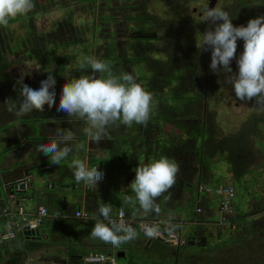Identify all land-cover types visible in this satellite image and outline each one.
Returning a JSON list of instances; mask_svg holds the SVG:
<instances>
[{"label": "trees", "instance_id": "trees-1", "mask_svg": "<svg viewBox=\"0 0 264 264\" xmlns=\"http://www.w3.org/2000/svg\"><path fill=\"white\" fill-rule=\"evenodd\" d=\"M97 1L81 0L80 2H94L95 5ZM130 1L136 3L130 4ZM151 1L103 0L109 5L118 3L114 10H119V13L116 12L115 16L107 17L100 15V20L107 22L108 25L111 22L119 23L116 17L119 15L122 16L120 24L131 25L130 30L135 25L134 29L141 27L146 31L157 33V36L139 38L132 30L130 41L133 43L127 47L117 43L120 41L114 37L115 28L111 26L109 35L113 38L109 40L110 37H106V44L101 46L106 50H100L101 47H99L96 52V54L106 53L101 55L100 60H103L104 65L107 66V70L98 75L100 83L97 92L101 94L106 88H110L105 98L109 101L115 94L118 96L114 100L115 103H111L113 108H109V112L115 115L120 124L127 128L126 130L135 129L131 131H135L139 141L144 144L146 148L144 153L149 160L152 159L151 155H155V163L151 166L149 161V165L153 171L152 174L158 177L160 184H165V189L171 182L173 188L177 190L183 184L187 188L194 189L193 201L202 199L198 205L202 209L204 206L216 208L214 202L209 199L210 195L206 189L210 188L211 193L215 194L222 186L231 185L235 190L232 209L227 214V219L222 220L220 213L217 216H211L212 218L211 214L207 216L203 212L198 213L196 206L194 218L190 221L200 231L187 238V242L181 246H173L166 242L176 250L166 255L162 264H190L192 259L190 257H197L198 254L193 256L184 254L181 257L179 250L182 247L189 249L188 247L191 246H199L192 245L190 241L204 232L203 226L209 225L216 226L219 238L227 239L224 245L216 250L217 252L221 253L222 249L226 251L229 245H233L232 248L227 249L234 248L241 253H249L248 235L252 232L257 233L253 222L257 216L264 215V180L261 181L250 175L253 173L251 167L256 165L258 156L264 158V0H232L222 18V30L204 33L206 35H202L199 45H185L183 37L186 22L182 18H163L153 14L147 8ZM158 1L168 8L177 5L187 6L201 0ZM101 9L104 10V7L101 6ZM69 24H62L59 32L68 35ZM67 25V31L64 32ZM98 26L102 29L100 25ZM94 29H97V24L94 25ZM82 33L84 32L76 31L69 35H75L78 40L77 34L82 35ZM51 38L54 39L55 46L63 44L61 35L55 38L51 36ZM124 49L129 51L130 55ZM132 53L134 56L131 57ZM208 60L228 62L230 70L236 74L234 94L246 98L258 107V110L248 117L245 125H242V131L236 135L219 137L218 123L214 118L216 115L214 102L217 101L220 104L223 101L222 85L218 82V75L209 72ZM134 69L138 70L137 76L133 74ZM80 77V74H77V85L82 82ZM102 83L105 85L100 88ZM126 85L130 86L131 92L128 99L132 98V102L137 104V108L129 112V109L124 107L123 100H126V97L121 93L126 91ZM72 90L76 93V89ZM148 96L153 98L152 110L147 108ZM153 112L159 114L155 115ZM130 118L132 120L129 124ZM156 130H159L162 136L157 137L156 142H152L150 138ZM162 143H166L163 144L164 148L160 146ZM155 145H158L156 150L153 148ZM185 155H190L191 160L182 163L183 160L180 157L184 158ZM164 161L168 162L164 164ZM221 164H224L226 170L231 172L233 183H225V185L219 182L220 184L214 186L213 184L217 182L215 174L222 172L219 170ZM107 168L112 170L116 168L115 161ZM165 172L171 180L163 178ZM247 175L249 177H246ZM193 180H196V184ZM194 184L195 187H193ZM161 192L167 195L163 188ZM238 196L249 199L247 201H252L251 206L252 203L253 206L249 208L248 202L249 210H241L242 207L234 203ZM161 220L163 229L170 228L183 238L182 232L187 221L180 222V218L174 216H165ZM167 220H171L173 224L166 226L164 222ZM242 225L245 227H241ZM226 228L233 232L230 236L226 235V231L223 233ZM257 241L264 242V235ZM206 246L199 247L206 248ZM198 256L204 261L205 255ZM250 261H253L251 255ZM240 262L241 260L232 261L231 264H241ZM261 263L264 264L263 259L254 261V264ZM205 264L208 263L205 262ZM213 264H220V261Z\"/></svg>", "mask_w": 264, "mask_h": 264}, {"label": "crops", "instance_id": "crops-1", "mask_svg": "<svg viewBox=\"0 0 264 264\" xmlns=\"http://www.w3.org/2000/svg\"><path fill=\"white\" fill-rule=\"evenodd\" d=\"M2 53L7 58L13 56L6 51L2 52L0 49V56H2ZM9 63L6 64H8L7 66L10 68L11 73L9 82H12L15 79L13 68L16 65ZM38 76L37 73L35 84L30 88V76L29 83H19L16 79L18 85H21L20 92L18 90L16 92L26 94L24 97L26 103L33 92L34 95L44 94L41 98H36V100L41 99V109L37 113L32 111V114L31 111H27L24 114L19 111L21 101H17L13 86H10L9 83L8 89H5L2 85L4 81L0 79V191L3 188V182L12 178L13 175H17V173L25 174L29 171L36 174V177L31 180L30 196L25 201L17 205L15 201L0 198V207H6L10 210L9 216H0V264H64L71 254L75 256L74 258L79 257L80 260L78 262L81 261L83 256L86 263L90 264L87 262V257L105 254L104 251L111 249L113 246L118 249H115L116 254L118 252L124 253V255H121L125 259L127 256L126 250L129 249L130 245L125 247L123 241L126 240L130 233H134L139 238L138 241L139 244L142 243V249L150 245L154 240L141 227L139 228L138 222L140 224L143 220H161L165 216L177 217L174 214L175 204L177 203L189 207L192 204L191 202H193L198 207L202 199H198L196 202L193 201L194 189L187 188L184 184L177 190L173 188L174 186H172L171 182L165 189V184H160L158 177L156 178L153 174L148 175L150 179L146 189L143 188L142 184L135 181L136 177L134 180L129 181L128 170L131 167L138 169L143 160L149 159V157L144 153L146 150L144 144L135 139L137 137L135 131L118 129L120 125L116 124V127L115 122L113 126L109 127L110 133L108 135L103 134V129L97 130L95 128L103 124L104 120H107L104 116L111 114L109 112V108H113L111 100H100L101 105H99L97 114L88 113L90 116L87 117L85 106L86 102L88 104L91 103V90H87L86 81H82L77 85L80 86V90L77 88L76 93L72 91L75 85L69 86L68 94L65 95L71 96V98H68L67 102L64 100L62 93L53 91H56L55 87L60 88L59 85H55L56 82L53 85H45L39 81ZM98 85L97 82V88ZM88 86L93 89V86H90V82H88ZM20 95L23 96V94ZM106 95L101 96L106 98ZM16 108H18L17 112ZM23 109L25 110V108ZM116 122H119L117 118ZM118 132H120L121 140H117L116 144V140H113V137ZM97 135H100V137ZM95 140H98L97 145L104 148L103 153L107 150L110 152V156L121 155L120 150H118V144L120 143L127 148L129 147L130 150L124 156L125 160L129 159V164L126 165L125 160L119 164L115 162L116 168L113 170L112 168H107V166H99L95 159L101 155L99 153L95 155L89 149V144H96ZM39 160L50 162L51 169L42 172L44 167H42V162L38 163ZM99 168L106 171L107 181L104 184L93 185L90 182L92 173ZM117 173L118 177L116 176ZM138 174L143 173L140 171L136 176ZM151 176L154 178L153 180ZM163 178L171 180V177L165 174ZM78 182L80 184H76ZM195 184L193 187H195ZM69 187L80 191L76 203H73V194L64 195L65 188ZM161 188L165 190L167 195L161 192ZM112 189L118 191L120 196L115 197L112 195ZM200 191L202 190L200 189ZM174 192L176 193L174 194ZM188 192L191 193L190 196ZM68 198L72 200L68 201ZM142 198L145 202L140 204V201L143 200ZM161 199L164 202L159 205ZM209 199L211 198L209 197ZM205 204L209 205L208 203ZM59 205H61V208H58ZM41 207H47L51 211H58L62 217L61 221L48 217L39 226L42 241L44 240V244L50 247V252L43 254L37 259V253L31 256V253H27V249L31 252H37L39 247L29 245L31 243L26 241L23 232L30 220L35 218ZM79 209L90 212L93 217L86 222L82 221L75 217V212ZM210 210H212L210 207L204 206L203 213L209 216L212 214ZM121 211L126 212V218L121 219L119 216ZM179 218L180 222L184 220L182 217ZM74 221H78L83 229L90 223L96 222L106 226L107 230L98 235L88 232L86 236L84 235L83 238H80V242L77 240V244H75V239L72 238L81 237L80 232L82 230L70 232L71 225H73L70 222ZM167 221L173 224L171 220ZM66 222L68 224L64 225ZM116 226H119L120 232L114 237L112 236L115 233L113 227ZM164 232L168 234L174 231L166 228ZM19 240L22 241L20 245L18 243ZM121 243L122 246L119 247ZM111 253L113 254V252Z\"/></svg>", "mask_w": 264, "mask_h": 264}, {"label": "rangeland", "instance_id": "rangeland-1", "mask_svg": "<svg viewBox=\"0 0 264 264\" xmlns=\"http://www.w3.org/2000/svg\"><path fill=\"white\" fill-rule=\"evenodd\" d=\"M80 1L81 0H0V28H4L1 29L2 32L0 35V49L2 52L6 51L9 55H13L7 58L6 55L2 53V56L4 58L0 56V79H3L4 82L2 83V85L5 87V89H8L9 83L10 86H13L12 88H14L15 90L17 101H21V103L19 104L20 107H17H19V111L22 114L26 113L27 111H31V114L33 113L32 111H35L37 113L41 109V99L36 100V98H41L44 94L34 95L33 92L26 103V101H24V97L26 96V94L16 92V90H18L19 92L21 90V85H18L16 78L14 79V81L12 80V82H9V80H11V73L10 68L7 66L8 64H6L9 62L12 63V65L21 66L22 64H25V66H29L31 69H38V71H36L39 75V81H41L45 85H53L54 82H56L55 85H59L60 88L55 87L56 91H53L62 93L64 100L67 102L68 98H71V96L65 95L68 94L69 86L74 84L75 88L72 89H79L80 87L77 86L76 79L77 74H80V80L90 82V86H93L94 89L93 90L90 87L86 86L88 91L91 90V103L88 104L86 102L85 106V112L87 113V115L88 113H91L92 115L97 114V111H99V105H101V101L106 100L103 96L110 91V88H106L103 94L96 92V83H100V81H98V75L100 72H104L107 70V66L104 65L105 62L103 60H100L101 55L106 53L96 54V52L99 47L106 44V37H110L109 40L113 38V36L109 35L111 26L115 28L114 37L117 38L118 41H120L117 43H120V45L127 47L131 45L133 43L130 41L131 25H121L120 22L122 20V16L119 15H117L116 17L120 22H111L109 24L110 26L107 24V22L105 23L104 21L99 19L100 15L107 17L108 15L115 16L116 12L119 13V10H114V7L119 5L116 2L109 5L103 2V0H98L94 5V2L81 3ZM129 3L135 4L136 2L130 1ZM206 3L207 0H201L200 2H192L187 6L177 5L167 8L165 4L160 3L158 0H152L151 2H149L147 8L153 14H158L163 18H182L186 22L185 36L183 37L185 45H199L201 44L202 35H204V33L208 34L211 32H218L222 30V18L225 14L226 7L232 3V0H218L215 10L209 13L206 10ZM101 6L104 7V10L101 9ZM68 23H70L68 35L63 33L61 34L59 32L60 26L62 27V24ZM96 24L97 29H94V25L96 26ZM98 25H100L102 29H100ZM67 28L68 25L65 27L66 30L64 29L63 31H67ZM76 31L77 33H80L82 31L84 32L82 33V35L77 34V37L79 35L78 40H76L75 35H69V33H75ZM52 33H54V35H52ZM105 34H108L109 36H106ZM58 35H61L63 44L61 43V45L55 46L54 39H52L53 37L51 38V36H54L55 38ZM103 49L106 50V48L102 47L100 50ZM126 49L124 50L127 51ZM126 53L129 54V51H127ZM132 56H134V53L131 54V57ZM207 64L209 72L218 75V82L222 85L221 95L223 97V101L220 104L217 103V101L214 102V111L216 113L214 118H216V122L218 123L219 137L224 138L226 136L228 137L236 135L242 131V125H245L248 117L252 114V112L258 110V107L254 106L246 98L234 94L233 86L236 81V74L230 70L228 62L224 60H208ZM133 71H135L133 73L134 76H137L138 70L134 69ZM102 85L105 84L102 83L100 88L102 87ZM125 90L128 92L124 91L121 93H123V96L126 97V100H123L125 101L124 107L125 109H129V112L130 110L132 111L137 108V104L136 102H132V98L128 99L129 95L131 94L130 86L126 85ZM20 94H23V96H21ZM99 96H101V98H99ZM117 97L118 96H116L115 94L114 97L110 99L112 103ZM29 100L31 101L29 102ZM120 102L122 103V101ZM147 104V108L152 110L154 103L151 96H148ZM23 108H25V110ZM17 111L18 108H16V112ZM202 111L205 110L202 109ZM153 114L157 115L159 113L153 112ZM89 116L90 115H88L87 117ZM104 117L107 118V120H104L103 124L95 127L97 128V130L103 129V134L108 135L110 133L109 127L113 126L114 122L116 127V124L120 125L118 129L122 128L123 131H128L126 130L127 128L125 126L120 124L121 122H116L115 115L110 114ZM131 120L132 118H130L129 124L131 123ZM134 127H136V125ZM130 130L135 129L130 128ZM97 136L100 137V135ZM120 136V132H118L117 134L115 133L113 140H116V144L117 140L120 139ZM132 136L134 135L132 134ZM160 136H162V133L159 130H156L154 131L150 140L152 142H156L155 139ZM142 138L143 137L141 136V139ZM135 139L139 140V137H136ZM95 141V145L89 144V149L91 150V152H93V154L98 155L99 153V155L102 156H98L95 159V162L99 166L109 167V165H111L113 161H115L117 164L121 162L123 163V161L125 160L124 156L127 155L128 151L130 150L129 147L127 148L124 144L120 143L118 144V150H120L121 155L115 154L114 156H110V152L105 150V153H103L104 148L97 145L98 140ZM163 144L166 143H162L160 146L163 147ZM157 147L158 145H155L153 148L156 150ZM258 157L259 158L256 162V165L251 167L253 173H251L250 175L251 177H256L263 181L264 158L260 156ZM151 158L152 159L150 160L147 158L144 159L143 163H141V166L138 169L131 167V169L128 170L129 181H132V179L134 180V178L136 177L135 181L142 184L144 186V189L147 188L148 181L150 179L148 175H152L153 171L151 170V166L155 163L156 160L155 155H151ZM180 158L183 160L182 163L191 160L190 155H185L184 158ZM149 161L151 166L149 165ZM39 162L42 161L39 160L38 163ZM125 162L126 165L129 164V159L125 160ZM165 162L168 161H164V164ZM219 170H221L222 172L221 174H215L217 182L213 185L217 186L218 184H220L219 182H221V184H232V174L231 172L226 170L224 164H221L219 166ZM140 171L143 174H138L136 176V174ZM118 173L116 175L117 177ZM44 175H46V173H44ZM165 175H167V172H165ZM199 176L200 175H198V177ZM246 177H249V175H247ZM151 178L152 180L154 179L152 176ZM193 182H195V180ZM76 184H80V182ZM65 190L66 191H64V195L67 196L73 194V203H76V199L79 198L78 195L80 194V191L74 190L73 188L70 189V187L65 188ZM111 193L115 197L120 196V193L116 190L112 189ZM188 193L190 196L191 193ZM208 193V195H210L209 197L211 198V201L214 202V206L216 207L214 209L211 208L212 210H210L212 212L210 217H214V215H219V198L214 193ZM71 200L72 199L68 198V201ZM247 200L249 199L238 196L234 200V203H238L240 207H242L241 210L245 211L249 210V203V208L253 206V203L251 206L252 201ZM143 202H145L144 199L140 201V204H143ZM163 202V199H161V201H159V205ZM191 203L192 204L189 207L177 203L175 204L176 206L174 208V214L177 217H182V219L187 221V224L184 226V230L182 232V236L184 239H187L190 236L195 235L196 232L200 231L199 228L191 224L190 221L192 218H194L193 215L195 212V208H197L195 203ZM58 208H61V205H59ZM198 208V213L203 212V209L199 211ZM170 210L172 209L170 208ZM70 223L73 224L71 225L72 227L70 229V232L82 230V232H80L81 237L72 238L75 239V244H77V240L78 242H80V238H83L84 235L86 236V233L88 232H93L95 235H98L107 230L106 226L98 224L96 222L90 223L85 229H83L82 225L78 221ZM67 224V222L64 223V225ZM138 225L140 228L139 222ZM253 226L255 227L254 229L257 233L252 232V234L248 235V239L250 241L247 243L250 250L249 253L244 254V252L241 253L236 249L234 250V248L227 249L232 248L233 245H229L226 248V251H224L225 249H222L221 253L217 252L216 250L220 246L224 245L227 239H225V237L219 238L218 229L216 228V226L209 225L203 226L205 227L203 231L207 237V246L205 244L206 248L191 246L188 247L189 249H187V247H182L179 250L180 255L181 257H183L184 254H188L190 256H193L194 254L205 255L203 257L204 261L198 255L197 257H190L192 258L190 264H205V262H207L208 264H213L217 262L219 263V261L220 264H231L232 261L238 262L239 260H241V264H254V261L262 259L264 260V242L260 243L257 241L264 235L263 214L255 218ZM241 227L245 226L242 225ZM232 230H234V228H232ZM113 231H115V233L114 235L112 234V236L115 237L117 233L120 232L119 226L113 227ZM225 231L226 235L229 236L233 233L231 230H227V228L224 229L223 233ZM238 234L242 235V233ZM138 240L139 238L136 237L134 233H130L127 236L126 240L123 241L125 247L127 245H130L129 249L126 250L127 256L125 259L122 257H117V254L115 252V249L117 248L114 246L111 249H106L104 253L107 255L111 264H162V262L164 261V257L168 254H172L173 251L176 250L165 241H162L160 239H154L150 245H147L144 249H142V243L139 244ZM18 243L20 245L22 244V241L19 240ZM257 244H259L260 246H258ZM111 252H113V254ZM207 253L208 255H206ZM250 255L252 256L253 261H250ZM31 256H34V253H31ZM221 256L222 258L220 259Z\"/></svg>", "mask_w": 264, "mask_h": 264}, {"label": "built area", "instance_id": "built-area-1", "mask_svg": "<svg viewBox=\"0 0 264 264\" xmlns=\"http://www.w3.org/2000/svg\"><path fill=\"white\" fill-rule=\"evenodd\" d=\"M107 181V173L103 169H95L92 174L91 178V184H104ZM221 187V186H220ZM207 192L211 193V189H206ZM219 198V213L222 216V220L227 219V214L230 213L232 209V200L235 196V190L231 185L228 186H222L219 188L216 193ZM199 211H201V208H198ZM10 210L6 207H0V216H9ZM126 212L121 211L120 217L121 219L126 218ZM48 217L55 219L56 221H61L62 215L58 211H51L47 207H41L38 211L37 215L33 220H30V222L27 224L29 227L28 229L35 230L36 228H39V226L47 219ZM75 217L81 219L82 221L86 222L91 219V214L88 211L79 209L75 212ZM166 226L170 225V222L166 221L164 222ZM162 220L160 219H153L150 221H144L141 223L142 228L144 231L149 235V237L154 238H161L163 241L173 245V246H181L184 245L187 241L186 239L182 238L180 235H178L176 232H170L168 234H165L162 226ZM107 261V257L104 254H96L91 255L87 258V262L90 264H99Z\"/></svg>", "mask_w": 264, "mask_h": 264}, {"label": "water", "instance_id": "water-1", "mask_svg": "<svg viewBox=\"0 0 264 264\" xmlns=\"http://www.w3.org/2000/svg\"><path fill=\"white\" fill-rule=\"evenodd\" d=\"M218 3V0H207L206 3V10L207 12H213L215 10V7ZM133 33L135 34V36L139 37V38H155L157 36V33L154 32H150V31H146L144 28H137L133 30ZM29 72L28 75L29 76ZM29 83V81L27 82ZM51 163L45 160L42 162V167H44V169H42V172L44 171H49L51 169ZM36 177V174L34 173H30L29 171H27L25 174H19L17 173V175H13L12 178L10 179H6V181L3 182L2 185V190L0 191V198H7L11 201H15V204L19 205L22 201H25L29 196V190L30 187H32V178ZM35 188V187H34ZM33 188V189H34ZM4 195V196H3ZM29 227L27 226L25 231L23 232V235L25 236L26 241H30L31 246H38L39 249L37 250V252H31L30 250L27 249V253H37L36 255L38 256V258H40V256H42L43 254H47L50 252V247H48V245H45L44 242H42V236L40 233V229L36 228L35 230L33 229H28ZM198 241H201L200 243H198L199 246H205L206 244V237H200V238H192V240L190 241V243L192 245L196 244ZM34 241V242H31ZM28 245V246H29ZM27 246V247H28ZM124 255V253H117V257L120 258L122 257V255ZM86 261L85 259H81L80 264H85Z\"/></svg>", "mask_w": 264, "mask_h": 264}, {"label": "flooded vegetation", "instance_id": "flooded-vegetation-1", "mask_svg": "<svg viewBox=\"0 0 264 264\" xmlns=\"http://www.w3.org/2000/svg\"><path fill=\"white\" fill-rule=\"evenodd\" d=\"M135 25H133V29L132 30H134V27ZM3 28V27H2ZM2 28H0V30L2 29ZM141 28V27H140ZM4 29V28H3ZM132 30H131V32H132ZM1 32H2V30L0 31V35H1ZM21 67V68H20ZM37 71H38V69H36ZM35 69H31L29 66H25V64H22L21 66H15V68H13V71H14V75H15V78L18 80V82L19 83H26V82H28L29 81V76H30V78H31V85L29 86V88L30 87H33L34 86V84H35V79L37 78V71H36ZM28 72L31 74V72H32V74L30 75L29 74V76H27L28 75ZM22 84V85H23ZM201 235H198V236H196V238L198 239V238H202V237H206V236H204V235H202V234H205L204 232H202V233H200ZM201 241H198L197 240V245H198V243H200ZM75 256H72V254L70 255V257L64 262V264H80V261L78 262V260H80L79 259V257L77 258H74ZM85 259L83 256L81 257V259ZM86 261V260H85ZM85 264H87V263H85Z\"/></svg>", "mask_w": 264, "mask_h": 264}, {"label": "clouds", "instance_id": "clouds-1", "mask_svg": "<svg viewBox=\"0 0 264 264\" xmlns=\"http://www.w3.org/2000/svg\"><path fill=\"white\" fill-rule=\"evenodd\" d=\"M93 174V173H92ZM126 217H127V215H126ZM144 221H146V220H143V221H141V223L142 222H144ZM141 223H140V227H141V229L144 231V229L142 228V226H141ZM149 236V235H148ZM151 239H160V240H162L161 238H154V237H150ZM163 241V240H162ZM105 255V254H104ZM106 257H107V255H106ZM88 258V257H87ZM109 259H108V257H107V261H105V262H103V263H99V264H106V263H108L109 264Z\"/></svg>", "mask_w": 264, "mask_h": 264}]
</instances>
